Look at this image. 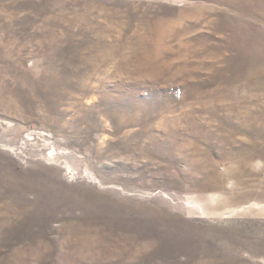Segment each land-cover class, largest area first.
Here are the masks:
<instances>
[{
    "label": "rangeland",
    "instance_id": "rangeland-1",
    "mask_svg": "<svg viewBox=\"0 0 264 264\" xmlns=\"http://www.w3.org/2000/svg\"><path fill=\"white\" fill-rule=\"evenodd\" d=\"M0 264H264V0H0Z\"/></svg>",
    "mask_w": 264,
    "mask_h": 264
}]
</instances>
